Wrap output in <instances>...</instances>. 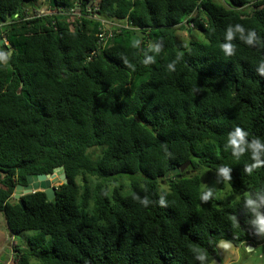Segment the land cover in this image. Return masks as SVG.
Segmentation results:
<instances>
[{
  "label": "trees",
  "instance_id": "trees-1",
  "mask_svg": "<svg viewBox=\"0 0 264 264\" xmlns=\"http://www.w3.org/2000/svg\"><path fill=\"white\" fill-rule=\"evenodd\" d=\"M184 21L205 42L183 44ZM0 35V215L33 232L14 264H211L221 241L261 243L264 0H0ZM201 168L238 197L202 191ZM56 169L52 200L13 198Z\"/></svg>",
  "mask_w": 264,
  "mask_h": 264
},
{
  "label": "rangeland",
  "instance_id": "rangeland-1",
  "mask_svg": "<svg viewBox=\"0 0 264 264\" xmlns=\"http://www.w3.org/2000/svg\"><path fill=\"white\" fill-rule=\"evenodd\" d=\"M42 1V0H41ZM222 2V0H218ZM41 4V3H39ZM251 5L245 9L248 11L251 9ZM178 37L182 42L187 43L188 36L185 32L177 31ZM194 38L200 42H205L202 35L198 30L192 33ZM4 61V58H1ZM201 179V189L210 193L215 199L222 203H228L234 201L238 195L233 194L228 187L221 190L218 187L217 177L213 172L208 169L201 168L197 171ZM61 184L59 180L56 181L55 187ZM202 184L204 187H202ZM33 232H25L21 235L10 236L8 234L5 222L0 215V264H14L15 263V252L14 248L25 247L23 238L32 234ZM216 255L219 262L214 261L211 264H264V244L257 245L252 251L247 252L246 247H240L239 249L233 247L227 242L221 241L216 246ZM30 264H39L35 261H31Z\"/></svg>",
  "mask_w": 264,
  "mask_h": 264
},
{
  "label": "clouds",
  "instance_id": "clouds-1",
  "mask_svg": "<svg viewBox=\"0 0 264 264\" xmlns=\"http://www.w3.org/2000/svg\"><path fill=\"white\" fill-rule=\"evenodd\" d=\"M250 5H248V6H246V8L247 7H249ZM246 8H244V11H245V9ZM249 11V10H248ZM42 12H45V9H42ZM88 12H90V10L88 11ZM177 31H183V32H185V34H186V36H188V35H192V33L194 32V31H196V30H194V23L193 22H190V23H188L187 21H184L183 23H180V24H178V25H176L175 27H174ZM235 28H236V30L237 31H243V28H242V26H240V25H236L235 26ZM233 31H232V29L231 28H229V30L227 31V33H226V36H225V39L227 40V41H231L232 40V38H233ZM142 35L144 36V34L142 33ZM178 35V34H177ZM1 36V38H2V40H3V45H2V49L3 50H5V52L8 50V47H9V44H8V42H7V40H6V38H5V36H3V35H0ZM142 36V37H143ZM193 36V35H192ZM141 37V38H142ZM254 39H255V34L254 33H252V32H250L249 33V35H248V37L246 38V40H245V42L246 43H248V44H251V43H253V41H254ZM182 42V41H181ZM183 44H186L185 42H182ZM222 47H223V50H224V52L226 53V54H228V55H230V54H232V52H233V46H232V44L231 43H225V44H223L222 45ZM156 51H158V49H155ZM11 50H8L7 51V54H8V52H10ZM12 52V51H11ZM11 55V54H10ZM9 55V56H10ZM149 59H151V58H149ZM243 135H244V133H242V132H240L239 130H236V131H234L233 133H231L230 134V137H229V143L230 144H232L233 146H236V153L237 154H239V153H242L243 151H244V147L243 146H241V145H243V139H242V137H243ZM250 147H251V149H252V151H253V158L257 161V164H259L260 163V161H259V159H258V154H259V152L261 151V150H264V144H262L260 141H254L251 145H250ZM257 164H253L251 167L252 168H254V167H256L257 166ZM187 169V168H186ZM185 169V170H186ZM249 171H251V168H249L248 169ZM180 172V171H179ZM54 173V172H53ZM188 173V172H187ZM222 174L225 176V178L227 179V174H228V170L225 168V169H222ZM60 175H61V171H60ZM62 175H64V174H62ZM33 176H36V175H33ZM37 176H39V175H37ZM44 176V175H43ZM47 176H51V175H47ZM28 177H32V176H28ZM57 180H59V179H57ZM56 180V181H57ZM56 181L54 182V183H51V187H53L55 190H56V187H58L59 185H61L62 183H64V181H66L65 179H64V181H60L59 180V182L61 183V184H59V185H57L56 187L54 186L55 185V183H56ZM65 184V183H64ZM19 185H22V184H19ZM18 186V185H17ZM16 186V187H17ZM15 187V188H16ZM14 192H15V189H14ZM22 197V196H21ZM20 197V198H21ZM13 198H14V193H13ZM205 199H207V197L205 196L204 197ZM15 199V198H14ZM16 200V199H15ZM18 201V200H17ZM247 204L249 205V206H252L253 205V202L249 199V200H247ZM255 224H256V226L259 228V230H261V231H264V216H261V215H259V214H257L256 215V217H255V219H254V221H253ZM12 237V236H11ZM243 245H245V246H243ZM242 246L243 247H246V246H251L252 247V249L253 248H255L256 247V245L254 246V245H252V244H243ZM199 259L201 260V261H203V259H204V257L203 256H200L199 257ZM217 262V261H216Z\"/></svg>",
  "mask_w": 264,
  "mask_h": 264
},
{
  "label": "water",
  "instance_id": "water-1",
  "mask_svg": "<svg viewBox=\"0 0 264 264\" xmlns=\"http://www.w3.org/2000/svg\"><path fill=\"white\" fill-rule=\"evenodd\" d=\"M142 34H139V37H142ZM3 45V40L0 36V47ZM12 52H8V55H10ZM148 128H150L148 126ZM188 163L183 164L179 171L180 173L184 172L185 169L188 167ZM57 179L60 181H64L65 175H60V170L56 169L54 173L51 176H32V177H26V184L25 185H18L15 188L14 192V198L18 200V203L21 204L20 197L28 194H32L38 191H42L45 193L48 200H52L55 195V189L51 187V183H54ZM65 184H67V181H64ZM247 252L252 251L251 246H246Z\"/></svg>",
  "mask_w": 264,
  "mask_h": 264
},
{
  "label": "crops",
  "instance_id": "crops-1",
  "mask_svg": "<svg viewBox=\"0 0 264 264\" xmlns=\"http://www.w3.org/2000/svg\"><path fill=\"white\" fill-rule=\"evenodd\" d=\"M261 244H264V237H263V239H262L261 243H260V244H258V246H259V245H261ZM243 246H245V245H243ZM256 246H257V245H256ZM237 249H239V248H237Z\"/></svg>",
  "mask_w": 264,
  "mask_h": 264
}]
</instances>
